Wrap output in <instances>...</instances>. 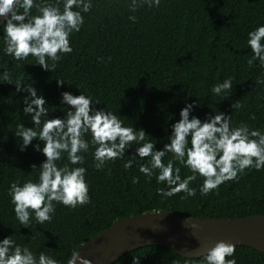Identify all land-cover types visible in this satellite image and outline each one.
<instances>
[{"label": "trees", "instance_id": "trees-1", "mask_svg": "<svg viewBox=\"0 0 264 264\" xmlns=\"http://www.w3.org/2000/svg\"><path fill=\"white\" fill-rule=\"evenodd\" d=\"M129 3L93 0L90 11L82 13L81 30L70 36L72 53L63 56L55 71L43 70L31 56L19 67L2 52L0 70L8 69L13 81L21 77L25 83L34 81L50 106L59 105L61 91L78 95L79 88L91 94L101 101L97 107L106 105L108 110L118 111L126 125L143 128L157 139V149L168 142L164 129L179 119L186 97L188 102L201 100L202 106L193 112L201 119L216 109L228 114L231 103L239 100L243 107L233 111V122L264 128V87L254 86L256 78L264 76V68L258 62L251 67L247 64L252 55L247 33L264 24V0H160L159 7L142 5L135 12L129 9ZM32 11L35 14V9ZM130 15L136 20H130ZM228 77L233 80V92L219 102L210 88ZM57 78H63L66 84L58 88ZM24 95L26 92H16L13 85L0 84V239L14 231L18 243L65 264L83 242L113 221L133 214L172 211L200 218L264 214V169L245 170L238 180L227 181L207 195L200 194L203 178L198 177L190 185L197 189L195 196L182 199L181 192L161 198L157 189L164 185L157 184L154 177L146 180L137 165L125 170L123 161L117 160L97 171L89 154L84 166L90 203L71 210L57 204L51 222L37 225V230L17 228L7 195L9 182L34 179L36 174L30 172V165L38 167L44 159L31 146L19 151L13 135L20 122L31 126L30 117L21 111L20 97ZM250 113H255V121L249 119ZM61 115L58 107L49 113L50 118ZM132 152L134 149L126 150V154ZM187 174L188 170L181 167V176ZM133 176L139 177L138 183L131 182ZM234 255L237 264H264V253L248 246H236ZM133 257H138V264L203 261V256L187 258L162 245H147L127 252L113 264H133Z\"/></svg>", "mask_w": 264, "mask_h": 264}, {"label": "clouds", "instance_id": "clouds-1", "mask_svg": "<svg viewBox=\"0 0 264 264\" xmlns=\"http://www.w3.org/2000/svg\"><path fill=\"white\" fill-rule=\"evenodd\" d=\"M142 5L159 7L160 0H130L128 7L135 12ZM92 6L93 0H0V18H3L0 52L19 67L31 56L35 65L53 72L63 56L72 53L70 36L81 30L82 13H88ZM129 19L135 21L136 17L130 15ZM247 46L252 54L247 64L251 67L258 62L264 68V24L247 33ZM0 84L13 85L16 92H26L20 97L21 111L30 117L31 126L20 122L15 129L13 135L19 151L31 146L44 157L38 167L35 163L30 165V172L36 174L34 179L17 178L9 182L7 195L17 228L36 229L37 225L51 222L57 204L71 210L90 203L84 166L89 154L97 171L117 160L123 161L125 170L137 165L146 180L154 177L157 184L164 185L157 189L161 198L181 192L182 199L195 196L197 189L190 185L198 177L203 178L199 192L207 195L227 181L238 180L245 170L264 169V128L244 121L233 122V111L243 107L239 100L231 103L230 113L215 108L201 119L193 114L202 106L201 100L188 102L186 97L179 119L168 125L171 131L164 129L168 142L157 149L155 145L159 141L143 128L126 125L118 111L108 110L104 104L97 107L101 101L79 88L78 95L61 91L59 105L50 106L34 81L25 83L22 77L13 81L12 73L6 68L0 70ZM65 84L63 78L56 79L58 88ZM233 85L231 77L224 78L211 86L210 93L219 102L223 101L232 94ZM257 85L264 87V76L256 78L254 86ZM57 107L62 115L50 118L49 113ZM249 119L255 121V113H250ZM130 149L134 152L126 154ZM181 167L189 174L182 177ZM107 174H111L110 168ZM131 182L138 183L139 177L133 176ZM184 224L190 225L191 219L186 217ZM14 235L13 231L0 239V264H59L45 252L18 243ZM235 247L231 242L217 241L203 255L202 264H237ZM80 260L78 251L73 250L68 264ZM133 264H138V257H133Z\"/></svg>", "mask_w": 264, "mask_h": 264}, {"label": "water", "instance_id": "water-1", "mask_svg": "<svg viewBox=\"0 0 264 264\" xmlns=\"http://www.w3.org/2000/svg\"><path fill=\"white\" fill-rule=\"evenodd\" d=\"M186 217L190 225L184 224ZM221 240L264 253V214L238 218H200L172 211L133 214L113 221L83 242L76 249L81 257L77 264H113L127 252L147 245H162L177 255L195 258ZM71 258L72 254L65 264Z\"/></svg>", "mask_w": 264, "mask_h": 264}]
</instances>
